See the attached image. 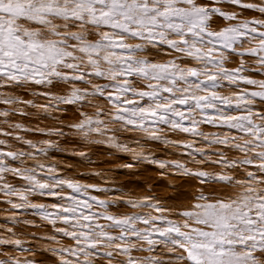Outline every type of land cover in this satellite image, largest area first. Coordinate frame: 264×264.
I'll return each mask as SVG.
<instances>
[{"label": "snow or ice", "instance_id": "obj_1", "mask_svg": "<svg viewBox=\"0 0 264 264\" xmlns=\"http://www.w3.org/2000/svg\"><path fill=\"white\" fill-rule=\"evenodd\" d=\"M0 264H264V0H0Z\"/></svg>", "mask_w": 264, "mask_h": 264}, {"label": "rangeland", "instance_id": "obj_2", "mask_svg": "<svg viewBox=\"0 0 264 264\" xmlns=\"http://www.w3.org/2000/svg\"><path fill=\"white\" fill-rule=\"evenodd\" d=\"M96 159L98 160H105V159H108V157H105V156H98L96 157ZM124 159L125 158H122L120 162H124ZM98 167H101V168H109V167H114V165H109V164H102V165H98ZM78 170H83V169H78ZM156 175V172L154 169H149L147 172L144 173L143 176L141 177H138V179L140 180H144L148 183H154V181H149L147 180L148 177H152V176H155ZM120 179L121 180H125V179H128L127 177H124V176H120ZM161 189H164V188H157L156 189V192L161 195V196H165L168 194V190L167 191H162ZM131 191H133L135 194L137 195H144V194H148L144 191L143 188H139V187H135V186H132L130 188Z\"/></svg>", "mask_w": 264, "mask_h": 264}, {"label": "bare ground", "instance_id": "obj_3", "mask_svg": "<svg viewBox=\"0 0 264 264\" xmlns=\"http://www.w3.org/2000/svg\"><path fill=\"white\" fill-rule=\"evenodd\" d=\"M162 191H167V189H161Z\"/></svg>", "mask_w": 264, "mask_h": 264}]
</instances>
